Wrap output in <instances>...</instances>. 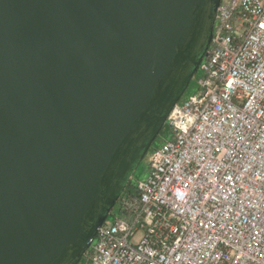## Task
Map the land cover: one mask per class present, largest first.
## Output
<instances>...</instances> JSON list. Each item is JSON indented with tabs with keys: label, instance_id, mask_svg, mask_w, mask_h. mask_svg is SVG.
Returning a JSON list of instances; mask_svg holds the SVG:
<instances>
[{
	"label": "water",
	"instance_id": "1",
	"mask_svg": "<svg viewBox=\"0 0 264 264\" xmlns=\"http://www.w3.org/2000/svg\"><path fill=\"white\" fill-rule=\"evenodd\" d=\"M220 0H0V264H79L198 72Z\"/></svg>",
	"mask_w": 264,
	"mask_h": 264
},
{
	"label": "built area",
	"instance_id": "2",
	"mask_svg": "<svg viewBox=\"0 0 264 264\" xmlns=\"http://www.w3.org/2000/svg\"><path fill=\"white\" fill-rule=\"evenodd\" d=\"M198 71L82 264H264V0H220Z\"/></svg>",
	"mask_w": 264,
	"mask_h": 264
},
{
	"label": "rangeland",
	"instance_id": "3",
	"mask_svg": "<svg viewBox=\"0 0 264 264\" xmlns=\"http://www.w3.org/2000/svg\"><path fill=\"white\" fill-rule=\"evenodd\" d=\"M199 76H200V71H198L196 73L195 77L190 82L188 88L186 89L185 93L181 97L179 103H182L190 94L194 93V91L196 90V79L199 78ZM162 134L163 135H160L158 140L156 142H154V144L150 148V152L145 157H143V159L141 161H139L138 164L135 166V169H134V171L132 173V175H133L132 177L133 178L130 180V184L131 185L134 186L135 183L138 180H141V179H143L146 176L147 169H148V158H149L151 152L153 150H155L157 147H159L160 145H162L164 140H166L167 137L169 136V129L167 128L166 125L162 129ZM108 219H111V214L108 216ZM86 252L88 253L89 250H87ZM87 253H85V255L83 256V258L81 259L79 264L84 263L85 256H86Z\"/></svg>",
	"mask_w": 264,
	"mask_h": 264
},
{
	"label": "flooded vegetation",
	"instance_id": "4",
	"mask_svg": "<svg viewBox=\"0 0 264 264\" xmlns=\"http://www.w3.org/2000/svg\"><path fill=\"white\" fill-rule=\"evenodd\" d=\"M160 135H163V134H162V131L160 132L159 136H160ZM159 136L156 138V140H155L154 142H156V141L158 140ZM164 141H165V140H164ZM154 142L152 143V145L154 144ZM152 145H151V147H152ZM151 147H150V148H151ZM149 152H150V149H149L148 152L145 154V156H146ZM145 156H144V157H145ZM132 176H133V175H131V177H132ZM131 187H132V185L130 184V181L128 180L127 183H126V185H125V188H124L123 192H124L126 189H129V188H131ZM123 192H122V193H123ZM122 193H121V194H122ZM114 208H116V204H115ZM114 208H113L112 211L115 210ZM112 211H111V212H112ZM109 215H110V214H109Z\"/></svg>",
	"mask_w": 264,
	"mask_h": 264
},
{
	"label": "crops",
	"instance_id": "5",
	"mask_svg": "<svg viewBox=\"0 0 264 264\" xmlns=\"http://www.w3.org/2000/svg\"><path fill=\"white\" fill-rule=\"evenodd\" d=\"M145 177H146V176H145ZM145 177H144V178H145Z\"/></svg>",
	"mask_w": 264,
	"mask_h": 264
}]
</instances>
